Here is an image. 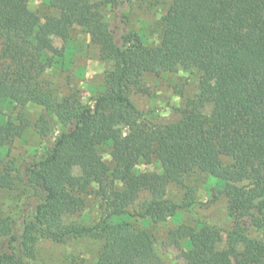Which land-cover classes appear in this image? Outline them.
<instances>
[{"label": "trees", "instance_id": "obj_1", "mask_svg": "<svg viewBox=\"0 0 264 264\" xmlns=\"http://www.w3.org/2000/svg\"><path fill=\"white\" fill-rule=\"evenodd\" d=\"M64 1L71 5L59 17L42 20L29 0H0V106H39L29 126L42 145L39 157L18 165L0 157V190L15 193L20 203L0 211V264L33 260L39 239L83 238L101 243L94 264H163L145 225L190 211L192 193L179 201L166 190L195 171L219 188L212 201L228 198L233 226L223 233L200 221L171 230L179 259L264 264V0H171L154 47L128 32L126 0L109 3L118 25L91 0ZM74 26L113 64L103 93L89 106L56 98L41 82L65 55L49 39ZM179 70L200 73L199 93L172 117L141 112L129 100L127 90L143 75ZM23 128L0 120L1 156ZM147 156L160 172L135 174ZM110 174L119 176L121 187L108 181ZM241 184H247L243 192ZM93 186L103 198L99 219L68 221L84 209ZM143 191L151 200L131 212Z\"/></svg>", "mask_w": 264, "mask_h": 264}, {"label": "rangeland", "instance_id": "obj_2", "mask_svg": "<svg viewBox=\"0 0 264 264\" xmlns=\"http://www.w3.org/2000/svg\"><path fill=\"white\" fill-rule=\"evenodd\" d=\"M128 15L126 18L127 30L135 40L147 47L159 44L162 18L170 5L171 0H126ZM100 5L105 19L118 25V18L113 17L110 0H91ZM64 0H29V9L42 20L46 17H59L62 10L70 6ZM49 41L56 48H64L65 55L62 62L48 70L41 82L54 97H71L83 105H92L103 93L107 75L113 70V64L103 60L100 51L90 36L79 27H72L63 32L59 38H50ZM5 65L6 61L1 60ZM200 73L196 71L179 70L171 74H145L138 87L127 90L129 100L141 112L153 111L161 117L170 118L176 110L186 106L188 101L194 99L199 93ZM219 77L216 82L221 80ZM41 108L36 104L1 105L0 120H10L23 126L22 135L16 138L0 157L2 163L18 165L25 160L41 155L42 145L36 133L29 126L33 123ZM107 167L111 166V158L107 150L102 155ZM160 165L152 157L147 156L137 162L135 174L159 173ZM74 175L80 170L75 168ZM108 181L121 187L119 176L110 174ZM245 191L247 184L239 185ZM219 188L205 173L195 171L183 178L181 184H169L167 196L183 200L189 193L193 194L194 204L188 212L180 211L179 218H169L160 223H149L145 229L150 233L155 250L163 264H183L175 247L169 242L168 235L171 230L180 225L195 226L198 222H205L220 229L223 233L229 231L233 221L228 217V198L219 195L212 201L213 194ZM97 187H92L85 199V206L81 213L70 218L81 224H92L101 216L100 205L103 198L97 194ZM151 200V195L143 191L139 194L131 212L139 211L142 206ZM15 193L0 190V211L10 212L19 205ZM139 226L144 225L137 220ZM253 235V234H252ZM255 235V234H254ZM101 243L96 239H76L67 243H57L49 239H39L35 244V258L26 264H94Z\"/></svg>", "mask_w": 264, "mask_h": 264}]
</instances>
